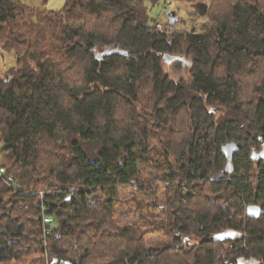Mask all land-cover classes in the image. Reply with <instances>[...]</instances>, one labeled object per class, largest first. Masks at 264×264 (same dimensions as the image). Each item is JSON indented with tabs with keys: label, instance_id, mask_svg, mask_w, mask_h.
I'll use <instances>...</instances> for the list:
<instances>
[{
	"label": "trees",
	"instance_id": "obj_1",
	"mask_svg": "<svg viewBox=\"0 0 264 264\" xmlns=\"http://www.w3.org/2000/svg\"><path fill=\"white\" fill-rule=\"evenodd\" d=\"M46 1L0 0V263L264 264V0Z\"/></svg>",
	"mask_w": 264,
	"mask_h": 264
},
{
	"label": "rangeland",
	"instance_id": "obj_2",
	"mask_svg": "<svg viewBox=\"0 0 264 264\" xmlns=\"http://www.w3.org/2000/svg\"><path fill=\"white\" fill-rule=\"evenodd\" d=\"M26 4L29 5H37L43 7V4L41 0H23ZM67 0H47L45 3V6L52 9H59L62 8ZM193 3V2H192ZM190 1H176V0H168L166 4L163 2L152 5L148 3L147 11L149 13L151 20H156L157 23H160L161 26H171L177 29H188L190 27V24L198 25L199 23L205 22L204 19L198 18V15L196 14V11L194 9V5ZM177 8V9H176ZM174 11L169 16V18H166V14L168 11ZM176 10V12H175ZM183 15V17L179 20V17L177 18V15ZM177 19V20H176ZM171 20V21H170ZM186 21V22H184ZM171 62V61H170ZM14 64V53L11 51H7L3 49V47L0 44V75H2L6 70H8L9 67H11ZM167 71L173 70V64L169 63L167 67L165 68ZM179 73V72H178ZM182 73H185L182 71ZM134 204V202H131V204ZM115 219L120 222L121 224H126L130 222L137 221V218L134 217L131 210L124 205L118 206V211L116 213ZM162 239L159 234H151L148 236V243H155L158 240ZM24 263V262H23ZM0 264H21L20 262H11V263H0Z\"/></svg>",
	"mask_w": 264,
	"mask_h": 264
},
{
	"label": "water",
	"instance_id": "obj_3",
	"mask_svg": "<svg viewBox=\"0 0 264 264\" xmlns=\"http://www.w3.org/2000/svg\"><path fill=\"white\" fill-rule=\"evenodd\" d=\"M172 12H174V11H172V10L168 11L167 15L170 16L172 14ZM165 57H168V59H173L172 56H168L167 54H165ZM255 209H256V207L253 206V205L248 206V208H247L248 214L252 216L254 214ZM230 236L231 235H229L228 233L217 234V235L214 236V239H226V238H228Z\"/></svg>",
	"mask_w": 264,
	"mask_h": 264
},
{
	"label": "built area",
	"instance_id": "obj_4",
	"mask_svg": "<svg viewBox=\"0 0 264 264\" xmlns=\"http://www.w3.org/2000/svg\"><path fill=\"white\" fill-rule=\"evenodd\" d=\"M2 174V175H1ZM0 178H3V176H4V172L0 169ZM5 177V176H4ZM4 179V178H3ZM12 177L11 176H6V178L4 179V181L5 182H7V183H12L11 181H12ZM39 193H40V195H43V191H39ZM44 223L46 224V226H48V227H50L51 226V224H50V222L49 221H46V220H44ZM48 231H46V233H47Z\"/></svg>",
	"mask_w": 264,
	"mask_h": 264
}]
</instances>
